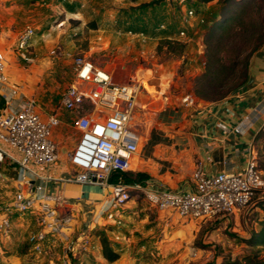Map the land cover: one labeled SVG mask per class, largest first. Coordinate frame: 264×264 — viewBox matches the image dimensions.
Wrapping results in <instances>:
<instances>
[{"label":"rangeland","instance_id":"obj_1","mask_svg":"<svg viewBox=\"0 0 264 264\" xmlns=\"http://www.w3.org/2000/svg\"><path fill=\"white\" fill-rule=\"evenodd\" d=\"M150 1L0 0V9L16 29V40L26 25L36 29L26 52L33 59L23 57L16 48V40L13 53L29 95L37 99L44 113L55 111L66 121L62 123L63 140L68 145L75 142L77 131L70 110L61 106V98L75 79L73 59L78 53L113 69L115 80L140 81L134 127L142 140L148 130H153L154 136L163 130L160 120L165 113L174 114L179 109L176 100L186 94H196L199 89L210 93V98L219 90H226L228 95L246 81L243 80L255 51L252 49L260 44L264 33L263 0L225 3L213 0L203 5L201 12L197 8L191 22L184 19L179 0L148 5ZM242 3L248 5L246 22H234L221 52L232 67L220 76L219 85L205 87L199 81L208 54L204 35L221 15L233 13ZM162 23L165 27H161ZM181 27H188L191 41H184L185 37L179 34ZM163 38L185 43L183 52L169 50ZM169 130L174 131V127ZM173 140L155 147L150 160L156 164L155 168L160 170L170 163L179 172L186 164L185 155ZM145 144L141 142L143 148L149 145L147 141ZM255 152L264 172V134L256 138ZM137 172H131L130 176L140 181ZM255 199L240 208L237 220L231 213L206 221L180 216L171 209H159L141 190L134 191L130 200L112 209V216L101 201L75 205L63 202L59 211L70 228L65 234L48 232L39 245L30 240L31 235L42 229L36 215L16 212L9 234L0 233V264H63L65 260L69 264H203L213 259L215 253L221 261L225 255L241 257L251 250H258L264 258V245L252 247L243 239L250 236L252 229L258 230L264 218V211L256 207ZM102 234L108 236L111 246L120 253L117 260L110 261L104 256Z\"/></svg>","mask_w":264,"mask_h":264},{"label":"built area","instance_id":"obj_2","mask_svg":"<svg viewBox=\"0 0 264 264\" xmlns=\"http://www.w3.org/2000/svg\"><path fill=\"white\" fill-rule=\"evenodd\" d=\"M189 2L179 0L184 19L191 22L197 9L189 6ZM200 21L205 19L202 17ZM161 27L165 24L162 23ZM187 28L179 29L185 42L192 39ZM35 33V27L28 24L16 40V48L27 60L33 59L26 52ZM73 64L75 79L63 92L61 106L75 112V126L81 136L70 152L76 171L66 179L106 188L109 199L105 211H109L110 216L113 215L112 209L130 200L136 190H141L145 198L159 209H171L180 216L200 221L227 216L249 204L257 194L264 195V172L253 147L243 172L221 170L209 175L198 168L193 174L194 186L187 191L150 182H127L122 174L112 180L114 173L132 168L133 157L138 151L139 134L132 121L140 81L136 78L117 81L111 70L82 53L74 56ZM7 67L8 59L0 52V82L9 81ZM182 101L193 104L196 98L188 93ZM60 123L57 112L44 113L31 95L21 108L0 114V139L23 153V163L32 159L36 163L52 164L60 158L54 138V130ZM250 124L249 120H244L235 129L244 132ZM62 197L52 193L37 197L19 188L12 199L0 202V233L9 234L14 213L33 212L42 229L31 235V242L39 245L48 232L65 234L70 224L59 211L64 202ZM63 264L69 262L65 260Z\"/></svg>","mask_w":264,"mask_h":264},{"label":"crops","instance_id":"obj_3","mask_svg":"<svg viewBox=\"0 0 264 264\" xmlns=\"http://www.w3.org/2000/svg\"><path fill=\"white\" fill-rule=\"evenodd\" d=\"M210 2L190 0L189 5L200 9ZM16 34L11 20L0 9V52L8 59L9 75V81L0 82V114L21 108L27 97L31 96L24 88L21 68L12 49ZM107 69L114 74L113 69ZM191 94L196 98L195 103L188 104L182 98L176 100L179 109L174 114H164L160 120L163 130L156 136L153 135V130H148L142 140V135L134 127V113L132 124L139 134V147L133 157L132 168L128 171L145 172L150 176L143 181L131 182H150L187 191L194 186L193 174L198 168L209 175L221 170L240 173L246 169L252 156V147L255 148L256 135L264 127V43L252 54L247 79L240 88L226 96L210 100L193 92ZM69 114L77 131L76 140L72 145L64 142L65 128L62 123L66 121L61 117L60 125L54 130L60 158L52 164L36 163L32 159L23 163V153L0 139V202L12 199L16 190L23 188L37 197L45 193L59 194L67 204L75 205L93 200L101 201V206L107 205L109 194L106 188L66 179L76 171L70 160V152L81 136V131L75 126V112L69 111ZM244 120H249L251 124L244 132L237 131L235 126ZM173 127L174 131L169 130ZM173 138L185 155L186 164L179 172L170 163L160 170L155 168L156 164L150 163L156 152L155 147L157 144L174 142ZM146 141L149 145L143 148L141 142L145 144ZM239 210L233 213L235 220L239 219Z\"/></svg>","mask_w":264,"mask_h":264},{"label":"trees","instance_id":"obj_4","mask_svg":"<svg viewBox=\"0 0 264 264\" xmlns=\"http://www.w3.org/2000/svg\"><path fill=\"white\" fill-rule=\"evenodd\" d=\"M161 0H151L148 2V5L160 3ZM202 2H209L212 0H199ZM222 3L228 2L229 0H220ZM224 6V5H223ZM247 4L242 3L240 5V8L234 11L231 14H226V16H222L212 24L206 34L204 35V42L206 44V53L207 59H206V69L199 76V81H201V84L205 87H211L215 85H219L217 81H219V78L222 74H227V70H229L232 67V64L230 61L225 60V56L221 53L223 50L224 42L225 40L231 36V30H233V24L235 21H239L240 24H245V16L247 14ZM263 7H264V0H263ZM163 42L167 44L169 50L176 52V53H182L185 47V43L181 41H173L170 38H163ZM264 43V33L261 36L260 44L256 45L253 50H257L262 44ZM246 78L243 80L245 81ZM221 80V79H220ZM242 81V82H243ZM196 94L204 99H209L210 93L207 92H201V90L196 89ZM217 94V95H216ZM227 95V91L225 90H219L218 92H215L212 98L210 99H218L223 96ZM264 134V127H262L258 134L256 135V138L262 136ZM256 140V139H255ZM260 167V166H259ZM261 168V167H260ZM262 169V168H261ZM135 173V172H133ZM138 178L140 181H143L147 177V173L144 172H137ZM122 174L124 176V179L127 182L135 181L134 177L130 176L131 171H125V172H116L112 175V180H116L118 176ZM255 205L256 207H260L264 211V195L257 194L255 196ZM232 234V233H230ZM250 246L252 247H258L260 245H264V218L260 220V228L252 229L250 231V236L247 238H243ZM101 243H102V251L104 256L110 260L114 261L117 260L120 257V253L115 250L110 243V240L106 234L101 235ZM258 250H251L244 254L241 257H231L230 255L223 256L221 261L217 260V254L215 253L213 259L203 263V264H264V258L261 257L258 252Z\"/></svg>","mask_w":264,"mask_h":264}]
</instances>
